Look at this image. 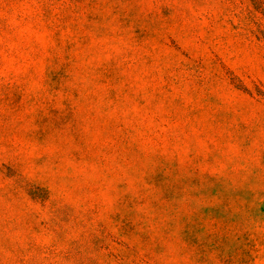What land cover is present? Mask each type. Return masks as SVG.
I'll list each match as a JSON object with an SVG mask.
<instances>
[{"label": "rangeland", "instance_id": "obj_1", "mask_svg": "<svg viewBox=\"0 0 264 264\" xmlns=\"http://www.w3.org/2000/svg\"><path fill=\"white\" fill-rule=\"evenodd\" d=\"M0 264H264V0H0Z\"/></svg>", "mask_w": 264, "mask_h": 264}]
</instances>
